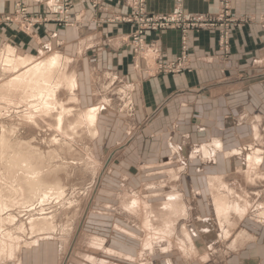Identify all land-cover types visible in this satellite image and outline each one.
Instances as JSON below:
<instances>
[{"label":"crops","instance_id":"1","mask_svg":"<svg viewBox=\"0 0 264 264\" xmlns=\"http://www.w3.org/2000/svg\"><path fill=\"white\" fill-rule=\"evenodd\" d=\"M49 2L29 0L31 13L45 14ZM176 2L147 0L146 7L151 14H168ZM182 2L191 14L213 15L218 10V0ZM15 4L16 0H0V16L13 14ZM233 10L238 17L250 22L233 32L230 57L227 60L220 57L213 34L206 31L192 33L189 35V55L193 69L186 74L150 76L145 73L147 64L134 58L130 48L133 27L114 21L130 14L128 0H73L74 26L65 29L53 24L33 30H19L14 25L0 27V51L4 54L12 51L16 57L30 60L49 61L57 57L58 73L66 75L61 78L62 83L70 85L74 80L73 86L69 87L70 94L62 97L76 100L75 105H79L83 113L100 107L94 126L96 146H109L111 130L108 121L118 117L114 126L126 133L119 144L132 163L124 161L123 156L119 161L123 166L117 168L114 177L117 180L128 179L134 194L135 180L139 181V185L146 183L147 178L153 180L147 182L148 189L152 190L149 197L152 207L169 202L172 193L178 196L189 216L179 219L176 227L179 224L187 228L194 238L196 249V242L205 246L222 241L223 230L215 213V197L232 199L238 195L243 196V201L249 200L254 208L248 215L252 221L248 232L233 233L231 225L235 226V222L228 227L230 239L243 231L251 236V240L244 241L250 243V250L242 248L231 252L227 247L229 251L224 257L245 258L244 252L249 251L248 259H260L262 261L258 264H264V216L257 215L256 210L264 205V164L253 172L248 166H243L242 159L244 161L246 155H242V150L240 154H234L239 145L249 143L261 148L264 158V0H233ZM148 42L156 47L162 61L174 60L179 55L178 32L151 34ZM155 62V59L151 61L153 66ZM251 71L260 73L258 80L248 87L238 88L236 79L247 73L252 76ZM214 140L220 141L222 146L213 154L214 157L209 158L201 152V148L214 144ZM140 145L145 146L143 153H138ZM109 161L108 157L105 162L109 164ZM173 163L179 164L178 167L169 170ZM183 163H186L184 167ZM130 167L135 171L132 176L126 171ZM102 177L105 178L103 174ZM123 202L124 198L122 205ZM161 209L166 208L159 207ZM110 221L111 218L102 216L100 225ZM112 224L113 236L109 233L106 236H91L90 242L93 239L100 245L116 242L119 246L117 250L121 251L120 244L126 246L119 240L121 236L131 241L134 247L136 242L127 239L118 229L124 225L113 221ZM230 239L223 241L229 244ZM40 243L45 244L44 241ZM44 246L24 249L15 259L0 261V264H63L60 257L49 258ZM206 250L208 252H203L204 256L199 252L194 255L198 259L213 252L210 255L215 257L217 252L211 250L209 244ZM180 254L160 257L168 258L169 264H175L173 259L180 257L181 264H184L185 257Z\"/></svg>","mask_w":264,"mask_h":264},{"label":"rangeland","instance_id":"2","mask_svg":"<svg viewBox=\"0 0 264 264\" xmlns=\"http://www.w3.org/2000/svg\"><path fill=\"white\" fill-rule=\"evenodd\" d=\"M128 1L131 11L130 14L125 17L116 18L114 19V21L125 23L133 27V32L130 37V48L132 51V55L134 56V58L139 59L147 64L145 73L150 76L191 73L193 68L190 64L191 60L189 55V35L192 33L206 31L210 34H213L215 36L220 57L223 60H227L231 54L233 32L237 29L242 28L246 23L248 24V21L250 22V20L246 22L245 18L238 17L234 13L233 0H218V10L217 13L213 15L191 14L185 10L182 0H177L175 7L168 14L149 13L146 7L147 0ZM20 2L21 0H16L15 10L13 14L0 16V27L14 25L19 30H33L36 27L45 26L48 24H53L59 29H65L74 26V20L72 18L73 0H69V7H67V9H63V6H61L64 12L69 9L68 15H62L63 19H61V15L55 11V0H50L47 5V12L43 15H35L31 13L29 0H26V3H23L25 7L19 6ZM63 10L60 11L63 12ZM176 10L179 11V14H174ZM18 14L25 17H20ZM176 15H179L180 18L177 20V22H171L172 18ZM188 16L189 18H186ZM29 17L38 20L37 23L34 24V26H27L23 24V22L27 21ZM201 19L203 21L202 24L194 25V22L200 21ZM165 20H167L168 23H160L164 22ZM165 31H175L180 34L179 55L174 60L167 62L160 59L156 47L148 42V37L151 34ZM1 51L0 140L1 137L4 136V139L7 140V142L5 144V148H3L4 145H0V147L4 149L3 150L2 148H0V261L13 260L15 259V257H18L20 252L24 249H33L37 247V245L42 248V246L45 245L44 247L46 252H49V258L57 259L60 257L63 264H66V261L67 264H97L89 261V259L87 258L89 256H95L99 261H112L115 264H169L170 261H167L168 258L164 259L161 257H168L172 254L173 256H177L180 253L181 256L185 257L184 264L261 263L262 260L260 259H248L250 257L249 251L244 252L245 258L230 259L224 257L227 256L225 255L226 251H229L227 250V247L229 249L231 246V242H229L228 244V242L223 241L225 240V238H222V241L217 243H207L205 244V246H203L202 242H196L198 250L196 249L195 242L193 243L195 251L199 252L201 256H204L203 252H208V250H206L208 244L209 247H211V250L213 249V251L217 252L216 255H214L215 257L210 255L213 254V252H209L208 254L206 253L207 258L201 257L197 259V255H195L196 257L194 255L188 256V254L186 253H184L183 255V251L177 248L173 250L172 248H170L169 252L164 253L161 249V245L163 244L160 245V241H157L156 236H150L153 240L156 239L154 240V249H147L146 247H144L141 238H148L149 236L146 237V234L143 231V222L145 220V216H148L147 213L149 214L150 212H148L147 209H142L135 214L134 212L129 213L125 205L127 202H129V208H136V204L134 205V201L131 200L136 199L138 202L139 196L143 198V202L145 204H148L150 199V191L152 190L148 189L147 182H152L153 180H149L147 178L146 183H144L143 185H139V181L135 180L137 185L134 194V191H132L134 189L129 185L128 179L122 178L121 180H117L116 177H114L113 173L118 171L117 168L123 166L122 163L119 162L122 160L123 156L124 161H128L130 165L132 163V160L127 159L128 157L124 155L125 153L122 151V148L124 150V147L119 144V142H121L126 137V133L123 129L118 131L116 126H114L115 121L118 120V117L116 116L110 118V121H108L111 130L109 135V146H106L105 148L104 146H96V131L94 127H91L92 125L83 118L84 113L81 112L79 105H75L76 100H74L73 98L62 97V95L67 96L70 94V86H67V83L65 84L62 83V81H59V79H62L60 73H58L57 71L58 68L54 69V73L57 74L53 73L49 76V78H51V82H54L55 84L58 83V81L61 82L62 84L60 83V85H65L63 86L65 87V89H62V86L61 88L59 86V89H57L55 93H53L55 94V97L53 96L54 98L51 99V102L53 103V101L55 100V103H53V105H50V103L49 106H46L43 103L50 102V100L46 97V95L48 96L49 93L41 91L42 89L40 90V92L42 93L37 92L39 90H34V92H32V89L29 88H27L28 92H26L27 90L20 88L22 89L21 91L16 87L11 88L12 90L15 88L13 92L10 88V90L7 89L8 86H5L6 83L16 79L19 74L26 70V68L19 69L18 73L17 71L11 72V66H8V64H6L4 61L6 53L4 54V52ZM15 59H18V57L15 56ZM153 59L156 60V64L154 66L151 63ZM31 61H33L34 63L40 62L41 60L31 59ZM6 68L8 69V71L6 70ZM254 72L258 71L254 70ZM247 74H242V78L236 79V82L238 83H235V85H237L238 88H243L246 86L248 87L260 77V73H253V71H251V74H253L252 76ZM244 75L245 77H243ZM35 86H37V84H35ZM42 86L43 85H41V87ZM231 86L234 87V85ZM29 93L31 96L33 95L34 98L31 97L30 99V95H28ZM40 94L44 96H40ZM37 95L40 97H37ZM27 96L29 97V99H27ZM35 101H37V104ZM56 102L58 104H56ZM34 106H36V108ZM41 108L43 111L40 110ZM57 108H59V111ZM32 109H35L36 111L34 110V112ZM38 109L41 112H37ZM62 110H65L64 113H62L63 115L60 114ZM33 115L37 117H34ZM25 116L27 118L29 117L30 120ZM62 116L65 117L63 118ZM24 118L28 121L24 120ZM60 118H63V125L58 121V119ZM31 120L32 122H30ZM55 121H58L59 123ZM76 126L78 127L77 130H75ZM125 127H127L126 122ZM133 133H136V131H134ZM251 146L249 145V143L239 145L237 147L239 149V154L241 150L243 152L242 155H246V153L248 154L249 152H251ZM6 149L7 153H5ZM144 150V145H140L138 147V153H143ZM2 151H4V153ZM26 154L29 156L27 160ZM17 156H20L23 161H21L22 163L19 162L18 166L14 167V169L11 170L14 165H10L9 160ZM108 157L110 158L109 164L105 162ZM30 161L32 164L29 163ZM25 162H27L28 164H26ZM29 164L31 165V167ZM242 164L243 166H248V164H246L245 160L243 161V159ZM178 165L179 164L173 163V166H169L168 169H175L178 167ZM185 165L186 163L182 164L183 167ZM26 166H28V171L26 169ZM29 167L32 171L38 169L41 172V177H39V180L44 181L46 185L48 184V186L51 184V186L49 187L60 185L63 188L64 194L62 196H59L57 195V192H47L48 195L46 197V200L43 199L46 201L43 202L44 204L42 203V199L38 200V197H35V199L33 198V201H31L28 197V194L26 195V193L28 192H26V190L28 189L26 187L28 178L27 176L31 171ZM126 171L131 176L135 174V171L131 167ZM102 174L103 176H105V178L102 177ZM43 176H45V179H42L44 178ZM130 179L132 180L134 178L130 177ZM172 196H175V194L172 193L169 201L171 200ZM26 198L31 202L27 203ZM123 198L124 202L122 205ZM217 201L218 199L215 197L214 205H216ZM231 201H233V199H231ZM3 203H6V206H4ZM166 203H164L162 206H158L157 209L159 210V207H165ZM138 206L139 205H137L136 210L140 209V207L138 208ZM145 210L146 212H144ZM102 216H104L105 219L111 218L113 223L118 222L124 225L119 226L121 228L118 227V229H120V231L126 236L127 239L135 241V246L133 247V245L130 243L131 241L129 242L120 236L119 240L123 241L126 245L122 246L120 244L121 251L117 250L119 247L118 244L112 241L111 243H104L103 246L105 248H108L105 252H96L92 250V246L96 243V239H93L90 242L91 236H103V234L106 236L107 233L113 236L114 234V225L112 224V221H110V223H103L106 225H100ZM181 217L180 219H182ZM163 219L165 218L163 217ZM122 220L124 222H122ZM45 222H50L49 224H51V226H45L43 228L42 225ZM237 222L241 225H239ZM241 222L236 219L234 224L238 225L231 226V231H233V233H235L236 231L240 232L242 230L248 232L247 229L249 228L250 223H252L250 218L247 217L244 221ZM160 223L163 224L164 221L161 220ZM214 225L216 228V224ZM162 226L159 223H155V227L159 230H163ZM182 228L185 229L183 225L179 224L178 227H176V235L171 240L173 248L177 244L175 238L180 239L183 236ZM125 230L129 232L127 233L125 232ZM130 233L139 236V238H133L131 236L132 234ZM110 238L111 237H109L108 240H110ZM183 238L184 236L181 239ZM192 239L194 241L193 237ZM41 241H44L45 244L40 243ZM164 245L169 247L168 244ZM248 245H250V243L244 242L243 246L241 245L235 250H231L230 248V250L231 252H235L236 250L239 251L242 248L244 250H250L248 248ZM119 252L130 255L134 259L131 260L130 257L124 258L123 254H120L121 256H119ZM44 257H46L45 252ZM66 258L68 259L65 260ZM173 262H175V264L182 263L180 257H175V259H173ZM60 264L62 263L60 262Z\"/></svg>","mask_w":264,"mask_h":264},{"label":"bare ground","instance_id":"3","mask_svg":"<svg viewBox=\"0 0 264 264\" xmlns=\"http://www.w3.org/2000/svg\"><path fill=\"white\" fill-rule=\"evenodd\" d=\"M53 3V2H52ZM51 4V3H50ZM52 6V5H51ZM62 9V8H61ZM63 10V9H62ZM64 11V10H63ZM179 13V11L178 10H176L175 11V13L174 14H178ZM189 17V16H188ZM39 19V18H38ZM36 21H38V20H36ZM41 22V21H40ZM42 23V22H41ZM28 26V25H27ZM30 29V28H29ZM8 53H6V55H5V57H4V61H5V63L6 64H8V66H11V72H13V71H17V73H18V70L19 69H23V68H26V70L24 71V72H22L21 74H19L18 76H17V78L16 79H14V80H12V81H9L8 83H6V87H7V89H11L12 87H16L17 89H20V88H22V89H25V90H27V88H29V89H32L31 91L32 92H34V90L35 91H37V90H39V91H37V92H39V93H42V92H40V90L41 91H45V92H47V93H49L48 94V96L46 95V97H47V99H49L50 100V102L48 103V102H45V103H43V104H45L46 106H49V104L50 105H53V103H55L54 101H53V103L51 102L52 100V98H54L55 97V94H53V93H55V91L57 90V89H59V86H60V88H61V86L63 87V85H60V83L61 82H59V81H61L59 78V81H58V83H54V82H51L52 80H51V78H49V76L51 75V74H53L54 73V69H57V68H55L56 67V65H57V63H58V59H57V57L56 58H50L51 60H49V61H40V62H34L33 63V61H31L29 58L28 59H24V58H18V59H15V56H13V53H12V51H7ZM56 56H58V55H56ZM54 57V56H53ZM5 63H4V65H5ZM62 67V66H61ZM5 70V69H4ZM6 70L8 71V69L6 68ZM5 70V71H6ZM58 70V69H57ZM6 71V72H7ZM66 71V70H65ZM5 72V73H6ZM58 72H59V70H58ZM15 73V72H14ZM66 73V72H65ZM54 74H57V73H54ZM64 76H66V75H64L63 74V77ZM60 77V76H59ZM62 77V73H61V78H63ZM55 79V78H54ZM64 79V78H63ZM65 80H68V78L67 79H65ZM64 80V81H65ZM54 81V80H53ZM71 81V80H70ZM57 82V81H56ZM66 82V81H65ZM69 82V81H68ZM73 82H74V80H73ZM73 82L70 84V85H72L73 84ZM43 83V84H42ZM64 83V82H63ZM35 84H37V86H35ZM62 84V83H61ZM66 84V83H65ZM41 85H43L42 87H41ZM69 84H67V86H70ZM30 86H31V88H30ZM65 86V85H64ZM73 86V85H72ZM71 86V88H73ZM36 88V89H35ZM6 89V90H7ZM9 89V90H10ZM15 89V88H14ZM13 89V90H14ZM22 89H20L21 91H22ZM70 89V88H69ZM12 90V89H11ZM13 90H12V92H13ZM19 90V91H20ZM74 90V89H73ZM8 91V90H7ZM16 91V90H15ZM24 91V90H23ZM76 91V90H75ZM26 92H28V90L26 91ZM25 92V93H26ZM24 93V92H23ZM38 93V94H39ZM57 93V92H56ZM11 94V93H10ZM33 94V93H32ZM43 94H44V92H43ZM25 95H27V94H25ZM28 95H30V93L28 94ZM34 96H35V94H34ZM40 96H44V95H42V94H40ZM40 96H38L37 95V97H40ZM54 96V97H53ZM28 97V96H27ZM30 97V99H31V97H33V95L31 96H29ZM29 97L27 98V99H29ZM50 97V98H49ZM7 98V97H6ZM34 98V97H33ZM9 99V98H8ZM8 99H6V100H8ZM41 99V98H40ZM45 99V98H44ZM47 99H46V101H47ZM3 100H4V98H3ZM24 100V99H23ZM22 100V101H23ZM34 100V99H33ZM42 100V99H41ZM48 100V101H49ZM5 102V101H4ZM21 102V101H20ZM24 102V101H23ZM28 102H29V100H28ZM36 102V104H37V101H35ZM39 102V101H38ZM44 102V101H43ZM9 103V102H8ZM17 104H18V102H17ZM56 104H58L57 102H56ZM41 105V104H40ZM60 105V104H59ZM37 106V105H36ZM36 106H34L35 108H36ZM21 107V106H20ZM32 107H33V105H32ZM41 107V106H40ZM39 107V108H40ZM44 107V106H43ZM52 107V106H51ZM54 107V106H53ZM56 108V107H55ZM100 108V107H99ZM99 108H93V109H91V110H88L87 112H85L83 115V118L84 119H86V121H88L92 126L91 127H94L96 124H95V122L97 121V116H98V112H99ZM58 109V111H59V108H57ZM61 109V108H60ZM3 110V109H2ZM33 110V109H32ZM35 110V109H34ZM33 110V111H34ZM39 110V109H38ZM37 110V112H41L40 110H42V108L38 111ZM36 111V110H35ZM34 111V112H35ZM43 111V110H42ZM57 111V110H56ZM63 111V110H62ZM61 111V113L60 114H62V113H64V111L62 112ZM53 112V111H52ZM69 112V111H68ZM67 112V113H68ZM82 112V111H81ZM30 113V112H29ZM47 113V112H46ZM46 113H45V115H46ZM40 114H42V113H40ZM58 114V113H57ZM44 115V114H43ZM51 115V114H50ZM49 115V116H50ZM54 115V114H53ZM52 115V116H53ZM63 115V114H62ZM2 116V115H1ZM28 116H29V114H28ZM34 116V115H33ZM32 116V117H33ZM39 116V115H38ZM47 116H48V114H47ZM70 116V115H69ZM26 117V116H25ZM31 117V116H30ZM34 117H37V116H34ZM40 117V116H39ZM44 117V116H43ZM63 117V116H62ZM65 117V116H64ZM63 117V118H64ZM67 117V116H66ZM1 118V117H0ZM23 118V117H22ZM27 118V117H26ZM29 118V117H28ZM27 118V119H28ZM63 118H60V119H58V121L60 122V124H62L63 123ZM27 119H25L24 118V120H27ZM32 119H34V118H32ZM82 119V118H81ZM29 120H30V118H29ZM57 120V119H56ZM28 121V120H27ZM58 121H55V122H57V123H59ZM30 122H32V120L30 121ZM35 122V121H34ZM38 122V121H37ZM83 122V121H82ZM84 123V122H83ZM97 123V122H96ZM56 124V123H55ZM34 125H36V124H34ZM39 125V124H38ZM57 125V124H56ZM63 125V124H62ZM78 125H80V124H78ZM58 126V125H57ZM81 126H82V123H81ZM89 126V125H88ZM3 127V126H2ZM60 127V126H59ZM64 127V126H63ZM63 127H62V129H63ZM84 127H85V125H84ZM4 128H6V127H4ZM4 128H2V129H4ZM61 128V127H60ZM74 128V127H73ZM77 126H76V129L75 130H77ZM56 129H58V128H56ZM80 129V128H79ZM60 130V129H59ZM91 130V129H90ZM92 130H94V129H92ZM63 131V130H62ZM57 132H60V131H57ZM76 132H78V131H76ZM94 132V131H93ZM95 134H96V132H95ZM8 135V134H7ZM96 137V136H95ZM6 142H7V140H5L4 139V136L3 137H1V140H0V145L2 146V145H4V147L3 148H5V144H6ZM211 142V141H210ZM213 143L214 144H212V145H209V147H207V146H203L201 149H202V152H203V154H205L207 157H214V153L217 151V149H219V148H221V144H220V141H217V140H214L213 141ZM210 144V143H209ZM251 146V145H250ZM0 148H2V147H0ZM2 148V149H3ZM4 150V149H3ZM221 150V149H220ZM250 151L251 152H249L248 154H246V158H245V162H246V164H248V167H249V170H251V171H253V172H256V171H258V169L260 168V166L264 163V158H263V155H262V153H263V151L261 150V149H259V147H256V146H251V148H250ZM3 153H4V151H2ZM1 152V153H2ZM29 152V151H28ZM5 153H7V149L5 150ZM234 154H239V151L237 150ZM5 155H7V154H5ZM27 155V154H26ZM31 156H33V155H31ZM35 156V155H34ZM27 158H26V160L29 158V156L27 155L26 156ZM25 158V157H24ZM194 158V157H193ZM1 159V158H0ZM11 159V158H10ZM1 161V160H0ZM10 161V165H14L13 166V168L11 169V170H13L14 169V167H16V166H18V163L19 162H21V161H23V159H21L20 158V156H17V157H14V158H12L11 160H9ZM28 162V161H27ZM27 162H25L26 164H28ZM22 163V162H21ZM21 163H20V167H21ZM29 163H31V161L29 162ZM3 164V163H2ZM23 164H24V162H23ZM32 164V163H31ZM9 165V166H10ZM30 165V164H29ZM28 165V166H29ZM7 166V165H6ZM28 166H26V169L28 168ZM11 167V166H10ZM30 167H31V165H30ZM30 167H29V169H30ZM9 168V167H8ZM33 168V167H32ZM35 168V167H34ZM21 169V168H20ZM10 170V171H11ZM31 170V169H30ZM27 171H28V169H27ZM32 171V170H31ZM30 171V172H31ZM13 172V171H12ZM29 172V174H28V178H27V185H26V187L28 188L27 190H26V187H25V190H26V195L28 194V197H29V199L31 200V201H33V198L35 199V197H38V198H36V199H38V200H40V199H45L46 200V197H47V195H48V193L49 192H57V195H59V196H62L63 194H64V192H63V188L60 186V185H55L54 187H49V186H51V184L48 186V184L46 185V183L44 182V181H42V180H39V177H41L40 175V171L37 169V170H34V171H32L31 173ZM43 172V171H42ZM248 172V171H247ZM247 172H246V175H247ZM9 173V172H8ZM11 173V172H10ZM252 173V172H251ZM250 173V174H251ZM44 174V173H43ZM254 174V173H253ZM260 174H261V172H260ZM264 174V173H263ZM258 175V174H257ZM256 175V176H257ZM251 176V175H250ZM255 176V177H256ZM44 178H42V179H45V176H43ZM249 177V176H248ZM254 177V178H255ZM258 177V176H257ZM251 179H252V177H250ZM262 179V178H261ZM14 182V181H13ZM24 189V188H23ZM230 190V189H229ZM48 192V193H47ZM53 194V193H52ZM231 194V193H230ZM229 194V195H230ZM234 195V194H233ZM234 196H236L235 198H232L233 199V201H231V198L230 197H227V199L225 198V199H218V201H217V203H216V205H215V208H216V214H217V216H218V220H219V225H220V228L223 230V236L221 237V238H225V240H228V239H230L231 237H230V230H229V227H228V224L230 225V223L231 222H235V220L236 219H238V221L239 222H241V221H244L247 217H248V215H250V213H251V211L253 210V208L254 207H252V205L249 203V200H244L243 201V196L241 197V196H238V195H234ZM6 197V196H5ZM4 197V198H5ZM3 198V199H4ZM147 198V197H146ZM247 198V197H246ZM249 198V197H248ZM7 199V198H6ZM54 199V198H53ZM132 199V198H131ZM22 200V199H21ZM37 200V201H38ZM45 200H43L42 201V203L45 201ZM240 200V201H239ZM31 201H28V199L26 198V202L28 203V202H31ZM63 201V200H62ZM131 201H134V205L136 206V208L135 207H131V208H129V206H130V203L129 202H127L126 203V205H125V207H126V209L128 210V212L129 213H131V212H134V214L135 213H137L138 211H140V210H142V209H147L148 210V212H150L149 214L147 213V215L148 216H145V220H144V222H143V228H144V232H145V234H146V237L147 236H149L148 238H141V241H142V243H143V245H144V247H146L147 249H154L155 248V246H154V240H156V239H152L151 237H154V236H156L157 237V241L160 243V245L161 244H163V245H161V249H162V251L164 252V253H167V252H169V249L170 248H172V250L173 249H175V248H177V249H180L181 251H183V255H184V253H186V254H188V256H192V255H194L195 254V248H194V246H193V243H194V241H193V239H192V235H191V233H189L188 231H187V229H186V227H185V229H183V231H182V233H183V236H184V238L183 239H176L175 238V241H176V246L173 248V245L171 244V240L175 237V235H176V225H177V221L180 219V217L181 218H183V219H186L188 216H189V212L187 211V209H186V206L179 200V198H178V196H172L171 197V200L169 201V202H167L166 204H165V208L166 209H161V210H158L157 209V207L156 208H152V206L151 205H149V203L148 204H145L144 202H143V198H141L140 196H139V198H138V202H137V200L136 199H132ZM2 202V201H1ZM25 202V201H24ZM41 202V201H40ZM46 202V201H45ZM185 202V201H184ZM264 202V201H263ZM34 203V202H33ZM186 203V202H185ZM252 203V202H251ZM4 204V206H6V203H3ZM44 204V203H43ZM259 203H257V205H258ZM261 204V203H260ZM137 205H139L138 206V208L140 207V209H138V210H136L137 209ZM143 205H144V207H143ZM148 205V206H147ZM255 205H256V203H255ZM31 206V205H30ZM150 206V207H149ZM259 206V205H258ZM263 206V207H262ZM135 208V209H134ZM258 209V210H257ZM45 210V209H44ZM256 210L258 211L257 213V215H260V217H262V216H264V205H260V207H258V208H256ZM172 212V214H171V212ZM255 211V210H254ZM144 212H146V210L144 211ZM143 213V212H142ZM141 213V214H142ZM166 213H169V214H166ZM48 215V214H47ZM254 215V214H253ZM136 216V215H135ZM255 216V215H254ZM144 217V216H143ZM163 217L165 218V219H163ZM161 220L162 221H164V223L163 224H161L160 222H161ZM234 220V221H233ZM180 221V220H179ZM178 221V222H179ZM210 221V220H209ZM256 221H257V219H256ZM259 222V221H258ZM50 223V222H49ZM48 222H45V223H43V225H42V227L44 228L45 226L46 227H49V226H51V224H49ZM155 223H159L161 226H162V228H163V230H159L158 228H156L155 227ZM238 223V222H237ZM242 223V222H241ZM187 224V223H186ZM227 225V226H226ZM235 225V224H234ZM238 224H236L235 226H237ZM231 226H233V225H231ZM142 228V227H141ZM72 229V228H71ZM54 230V229H53ZM125 232H129V231H126L125 230ZM69 233V232H68ZM130 234H132V233H130ZM133 238H139V236H137V235H135V234H132L131 235ZM151 236V237H150ZM179 237V236H178ZM40 239V238H39ZM245 240H251V236L249 237L247 234H246V232H241L240 233V235H238L236 238H232V239H230V241L229 242H231L230 244H231V246H230V248H231V250L233 249V250H235V249H237V248H239L241 245L243 246V244H244V241ZM37 241H39V240H37ZM102 242V241H101ZM35 243V242H34ZM37 243V242H36ZM174 243V242H173ZM156 244H157V242H156ZM164 244H168L169 245V247L168 246H166V245H164ZM28 245V244H27ZM29 246V245H28ZM92 250H94V251H96V252H99V251H106L108 248H105L104 246H103V244L102 245H100V243H99V241H96V243L92 246ZM230 248H229V250H230ZM147 249H145V250H147ZM189 253H190V255H189ZM13 254V253H12ZM120 254H123L122 252H119V254L118 255H120ZM123 256H125V257H130L131 259H134L132 256H130V255H125V254H123ZM195 256V255H194ZM88 259H89V261H91V262H93V263H97V264H115V263H112V262H110V261H99L95 256H89V257H87ZM207 258V257H206ZM1 263V262H0Z\"/></svg>","mask_w":264,"mask_h":264},{"label":"built area","instance_id":"4","mask_svg":"<svg viewBox=\"0 0 264 264\" xmlns=\"http://www.w3.org/2000/svg\"><path fill=\"white\" fill-rule=\"evenodd\" d=\"M24 2L26 3V0H21L19 6L25 7L23 5ZM61 6H63V9L64 8L67 9V7H69V0H55V2H54L55 11L57 13H59L61 15V19H63L62 15H68L69 9L67 11H65V12L64 11L62 12V11H60V10H62L61 9ZM18 15L20 17H25V16H21L20 14H18ZM179 18H180V16L179 15H176V16H174L172 18L171 22H177V20ZM186 18H189V17H186ZM35 23H37V21L35 19L31 18V17H29V19L27 21L23 22L24 25H28V26H34ZM160 23L161 24H166V23H168V21L165 20L164 22H160ZM202 23H203V21L201 19L200 21L194 22V25H199V24H202Z\"/></svg>","mask_w":264,"mask_h":264}]
</instances>
